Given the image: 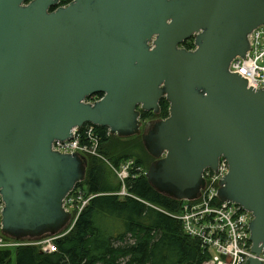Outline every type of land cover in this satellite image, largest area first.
I'll use <instances>...</instances> for the list:
<instances>
[{
    "label": "water",
    "instance_id": "95a60500",
    "mask_svg": "<svg viewBox=\"0 0 264 264\" xmlns=\"http://www.w3.org/2000/svg\"><path fill=\"white\" fill-rule=\"evenodd\" d=\"M0 0L2 232L55 236L63 199L86 162L51 149L86 123L140 133V113L168 116L141 134L154 159L146 180L192 200L205 168L229 164L218 196L251 212L247 264H264V87L228 70L264 25V0ZM54 8L53 10H50ZM193 39L194 49L181 43ZM98 93L93 103L86 99ZM149 124H146V128Z\"/></svg>",
    "mask_w": 264,
    "mask_h": 264
},
{
    "label": "trees",
    "instance_id": "16d2710c",
    "mask_svg": "<svg viewBox=\"0 0 264 264\" xmlns=\"http://www.w3.org/2000/svg\"><path fill=\"white\" fill-rule=\"evenodd\" d=\"M71 1L59 0L58 6ZM180 46L192 49V40ZM168 107L162 98L158 114L141 111L140 118L165 119ZM94 129L100 136L99 151L104 155L108 141L118 136L111 135L106 127L94 125ZM131 139L141 141L138 135ZM116 156L111 159L116 167L129 158L126 154ZM82 185L87 187L85 195L94 197L69 232L55 239L58 252L42 253L36 246L16 247L12 254L2 249L0 264H202L207 260L208 254L197 240L183 233L180 222L156 208L176 213L181 201L156 191L144 175L127 178L125 185L131 196L119 198L113 193L119 191L120 182L113 184L104 163L89 156L86 178L76 189Z\"/></svg>",
    "mask_w": 264,
    "mask_h": 264
},
{
    "label": "built area",
    "instance_id": "2783aa9c",
    "mask_svg": "<svg viewBox=\"0 0 264 264\" xmlns=\"http://www.w3.org/2000/svg\"><path fill=\"white\" fill-rule=\"evenodd\" d=\"M193 42V39H192ZM249 49L244 57H234L228 66L231 73L242 76L247 87L254 90L264 87V25L258 26L248 35ZM98 98L92 97V102ZM72 135L67 140H54L51 149L58 153L73 154L82 149L92 155L99 153L100 136L90 124L75 127ZM130 161L123 163L120 173H117L121 181V188L115 195L124 198L131 196L128 193L125 182L127 178L136 177L134 173L125 170ZM134 165L131 162L130 167ZM229 164L224 157H219L216 169L205 168L202 172L203 185L199 188L198 195L192 200H182L179 211L170 214L176 218L183 233L192 239H196L208 258L202 264H247L251 251L249 222L251 213L240 205L231 201H222L218 196L221 180L227 175ZM92 195H84L81 189H74L63 200V209L70 215V224L58 237L48 236L46 239H5L0 235V249L7 247L36 246L42 253H56L58 248L55 239L62 237L72 228L74 221L83 210ZM2 201V202H1ZM75 202L77 204H75ZM3 199L0 195V210ZM1 219V217H0ZM264 263V251L259 255Z\"/></svg>",
    "mask_w": 264,
    "mask_h": 264
},
{
    "label": "rangeland",
    "instance_id": "374dc122",
    "mask_svg": "<svg viewBox=\"0 0 264 264\" xmlns=\"http://www.w3.org/2000/svg\"><path fill=\"white\" fill-rule=\"evenodd\" d=\"M92 101H93V99H92ZM156 119L157 118H155V117L154 118L151 117V118H148V119H141L140 118L141 124H140V133H139L138 136L141 137V134L142 133H145V134L147 133V131H145V129H144V128H146L145 127L146 124L147 123L148 124L150 123V122H147V121H152V123H155L156 122ZM105 152L106 153H104V155H103L99 151L100 156H98L97 154L92 155V154H89V153H85L82 149H80V151L74 152V154L78 155L81 158H84V160L86 162V166H85L86 173H87V161H88L89 156L90 157L93 156V157H96L97 159H99L106 166L107 171H108L109 178L111 179V182L113 184L116 183L117 181H119L120 184H121V181L119 180V176H118L117 173H120L122 171L121 167H122L123 163L127 162V160L130 161L129 162L130 165H131V162H133L134 165H132V167H130V165H129V167H126L125 170L128 173H129V171H131L132 173H134L136 175V177H138L140 175L141 176L144 175L146 177V173L148 172V169L150 167V164L153 162L152 159H151V157H150V155L146 152V150L144 148V145L142 143V140L141 141H139V140H133V139H131V137H120V138H119V136H118V138L113 137L106 144V146H105ZM122 154L129 155L128 156L129 158L126 159L125 161L121 162L117 167L116 166H113L111 159L114 158L116 155L121 156ZM137 160L140 161V164H137V162H136ZM82 186L83 187H81L79 189H81L83 192H85L87 190V187L85 185H82ZM114 193H116V192H114ZM84 195H85V193H84ZM92 197H94V196H92ZM119 198H121V197H119ZM75 204H77V203L75 202ZM156 208L159 209V210H161V211H163V212H165V213H167V214H169V215L170 214H175V213H169V212H167V211H165V210H163L161 208H158V207H156ZM58 235L59 234H57L56 237H58ZM194 240H196V239H194ZM15 248L16 247L10 246V247H7L6 249H3V250H10L11 251V254H12V252H13V250Z\"/></svg>",
    "mask_w": 264,
    "mask_h": 264
},
{
    "label": "bare ground",
    "instance_id": "6f19581e",
    "mask_svg": "<svg viewBox=\"0 0 264 264\" xmlns=\"http://www.w3.org/2000/svg\"><path fill=\"white\" fill-rule=\"evenodd\" d=\"M229 66V65H228ZM229 70V69H228ZM230 72V71H229ZM242 77V76H241ZM243 78V77H242ZM244 79V78H243ZM245 80V79H244ZM158 105H159V103H158ZM73 133H72V131H71V135H72ZM93 196V195H92ZM184 200V199H183ZM182 201V200H181ZM2 202V201H1ZM3 204H4V201H3V203H2V206H3ZM3 210H4V206H3V209L2 210H0V217H1V219H0V235H2L5 239H9V238H12V237H10V236H6L5 234H3V232H2V224H1V221H2V216H3ZM247 211V210H246ZM247 212H249V211H247ZM249 213H251V212H249ZM252 215V214H251ZM252 218H253V216H252ZM251 221V220H250ZM250 230V229H249ZM48 237V235H45V236H43V237H40L39 239H46ZM13 239V238H12ZM201 248V247H200ZM0 250H2V249H0Z\"/></svg>",
    "mask_w": 264,
    "mask_h": 264
},
{
    "label": "flooded vegetation",
    "instance_id": "af4514ba",
    "mask_svg": "<svg viewBox=\"0 0 264 264\" xmlns=\"http://www.w3.org/2000/svg\"><path fill=\"white\" fill-rule=\"evenodd\" d=\"M58 5H59V4H58ZM53 9H54V8H51L50 10H53ZM181 47H182V46H181ZM95 98H96V97H95ZM159 120H161V119H156V122L159 121ZM147 122H150V123H149V125L147 126V128H144V129H145V131H147V133H148V132H150L151 130H153V124H154V123H152V121H147Z\"/></svg>",
    "mask_w": 264,
    "mask_h": 264
}]
</instances>
